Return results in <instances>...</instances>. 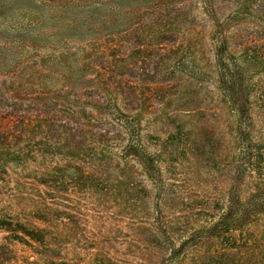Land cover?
Wrapping results in <instances>:
<instances>
[{
  "label": "rangeland",
  "instance_id": "374dc122",
  "mask_svg": "<svg viewBox=\"0 0 264 264\" xmlns=\"http://www.w3.org/2000/svg\"><path fill=\"white\" fill-rule=\"evenodd\" d=\"M141 2L139 40L149 60L138 65L146 71L128 75L163 86L141 90L151 98L138 106L145 113L141 124L132 114H115L117 128L128 131L104 144L92 133L107 122H85L84 178L44 176L34 161L51 160L41 149L28 138L14 145L8 158L20 149L29 154L7 172L0 168V225L12 229H0V264H264V160L257 163L253 150L260 145L264 158V124L232 108L217 83L215 57L219 30H238L237 44L264 39V0H213L210 13L207 0ZM160 5L162 16L179 18L177 26H164L174 32L162 45L150 22ZM125 30L104 37L123 41L122 58L135 63V36ZM260 80L250 74L247 107L256 114ZM10 88L0 78V110L13 104L3 97ZM163 125L172 127V137L155 134ZM128 146L139 157L162 159L161 173L144 170ZM98 159L101 170L93 168ZM238 198L256 203L259 212L245 223L222 221Z\"/></svg>",
  "mask_w": 264,
  "mask_h": 264
},
{
  "label": "trees",
  "instance_id": "16d2710c",
  "mask_svg": "<svg viewBox=\"0 0 264 264\" xmlns=\"http://www.w3.org/2000/svg\"><path fill=\"white\" fill-rule=\"evenodd\" d=\"M141 1L0 0V78L11 81L10 93L3 97L13 102L12 106L0 110L2 170L7 172L10 166L15 167L16 160L26 150L20 149L12 159L8 158L9 152L14 145V149L20 148V141L28 138L41 149L42 156L51 160L34 161L44 176L84 178L85 166L79 158L90 128L85 122H107L105 127H96L92 133L100 144L107 142L116 131H128L125 125H122L125 132L117 128L120 121L114 119L115 114H132L141 124L145 117L139 109L141 103L151 100L142 98L141 90L163 86L144 79L131 80L128 75L134 69L146 71L138 65L149 60L143 51L146 43L139 40L143 33H140L142 17L138 14ZM207 4L208 13L215 12L213 0H207ZM162 10L163 6H155L156 13L150 19L152 36L158 39L159 45L174 32L164 26L179 24L178 17H164ZM214 28L217 30L220 26ZM121 29L135 36L132 45L137 53L135 63L122 58L123 41H116L115 35L104 37V33L114 34ZM218 33L221 45L215 57L221 91L239 117L250 114L253 124H264V39L244 38L237 44L234 42L242 38L238 30L223 29ZM71 44L76 46L70 47ZM238 54L244 56L237 58ZM251 73L261 78V84L257 83L261 90L259 98H255L261 105L257 114L247 107L253 97L248 89ZM153 130L159 137H172L174 132L168 125ZM253 150L256 162L262 163L261 146L255 145ZM134 153L147 172L152 168L160 173L163 170L162 159L139 157V152L128 146V154ZM27 157L23 158L25 163ZM104 165L98 159L93 168L101 170ZM237 201L236 206L225 211L222 221L245 223L253 213L259 212L256 203L241 204L240 198ZM10 226L3 223L0 229L10 232Z\"/></svg>",
  "mask_w": 264,
  "mask_h": 264
}]
</instances>
